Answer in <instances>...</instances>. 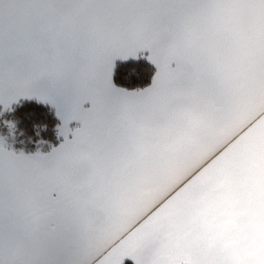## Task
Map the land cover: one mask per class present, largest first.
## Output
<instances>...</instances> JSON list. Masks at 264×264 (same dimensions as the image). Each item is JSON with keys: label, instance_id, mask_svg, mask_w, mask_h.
<instances>
[{"label": "snow or ice", "instance_id": "obj_1", "mask_svg": "<svg viewBox=\"0 0 264 264\" xmlns=\"http://www.w3.org/2000/svg\"><path fill=\"white\" fill-rule=\"evenodd\" d=\"M246 61L264 75V0H0V116L35 100L60 121L34 153L2 121L0 264L98 262L83 225L105 164L134 127L216 102Z\"/></svg>", "mask_w": 264, "mask_h": 264}, {"label": "crops", "instance_id": "obj_2", "mask_svg": "<svg viewBox=\"0 0 264 264\" xmlns=\"http://www.w3.org/2000/svg\"><path fill=\"white\" fill-rule=\"evenodd\" d=\"M213 129L220 165H208ZM261 166L264 75L246 61L216 102L131 129L90 197L83 245L99 258L90 264L121 252L122 264H264Z\"/></svg>", "mask_w": 264, "mask_h": 264}, {"label": "trees", "instance_id": "obj_3", "mask_svg": "<svg viewBox=\"0 0 264 264\" xmlns=\"http://www.w3.org/2000/svg\"><path fill=\"white\" fill-rule=\"evenodd\" d=\"M141 83H146V80ZM2 121H10L15 125L12 147L16 151L48 152L51 147L60 143L56 133L59 120L54 110L48 105L38 104L35 100L22 101L18 106H13V111L0 116V134L7 136L6 127Z\"/></svg>", "mask_w": 264, "mask_h": 264}, {"label": "rangeland", "instance_id": "obj_4", "mask_svg": "<svg viewBox=\"0 0 264 264\" xmlns=\"http://www.w3.org/2000/svg\"><path fill=\"white\" fill-rule=\"evenodd\" d=\"M253 109H251L252 111H250L249 113H248V115H252V113L255 111V110H259V109H262V107H252ZM255 113V116H257L256 115V112H254ZM252 120L253 119H251L250 121H246V125L247 124H252ZM60 123V122H59ZM6 130H7V135H8V129H7V127H6ZM213 134H215V135H213V136H211V138H212V140H213V142L212 143H210V135H208V165H220V136H219V134H216V132H215V130L213 129ZM0 136H2L1 134H0ZM6 136V135H5ZM214 162H216V163H214ZM260 174H261V178L262 179H264V167H262L261 166V168H260ZM262 190L264 191V186L262 187ZM261 194L262 195H264V192H261Z\"/></svg>", "mask_w": 264, "mask_h": 264}]
</instances>
